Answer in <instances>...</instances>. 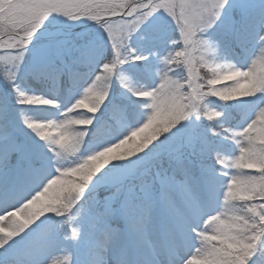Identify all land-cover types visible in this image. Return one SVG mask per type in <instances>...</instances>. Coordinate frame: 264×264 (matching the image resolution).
Masks as SVG:
<instances>
[{
  "label": "snow or ice",
  "instance_id": "snow-or-ice-1",
  "mask_svg": "<svg viewBox=\"0 0 264 264\" xmlns=\"http://www.w3.org/2000/svg\"><path fill=\"white\" fill-rule=\"evenodd\" d=\"M0 264H264V0H0Z\"/></svg>",
  "mask_w": 264,
  "mask_h": 264
}]
</instances>
